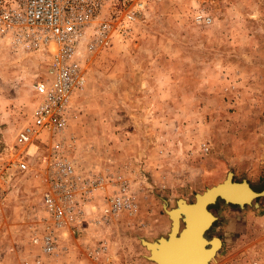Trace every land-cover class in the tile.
<instances>
[{"label": "rangeland", "instance_id": "374dc122", "mask_svg": "<svg viewBox=\"0 0 264 264\" xmlns=\"http://www.w3.org/2000/svg\"><path fill=\"white\" fill-rule=\"evenodd\" d=\"M142 2L127 37L81 59L86 86L73 97L67 131L70 157L95 198L82 206L83 231L62 234L55 257L31 244L51 224L40 161L30 159L32 172L12 167L50 52L0 26L1 264L10 256L19 264L26 252L42 264L90 261L82 247L102 243L109 249L95 264H155L142 239L168 235L166 210L178 199L194 202L229 172L264 190V0ZM114 11L105 7L101 20ZM125 180L137 213L99 225L104 197ZM210 210L217 221L206 237L223 241L210 264H264V197L244 207L220 199Z\"/></svg>", "mask_w": 264, "mask_h": 264}, {"label": "built area", "instance_id": "2783aa9c", "mask_svg": "<svg viewBox=\"0 0 264 264\" xmlns=\"http://www.w3.org/2000/svg\"><path fill=\"white\" fill-rule=\"evenodd\" d=\"M108 5L115 11L110 18L101 20ZM0 7L1 27L17 30L21 37L50 52L46 77L34 87L37 106L31 119L17 133L16 147L21 154L12 167L15 172H32L30 159L40 161L46 185L43 206L51 224L31 244L38 246L46 257H55L60 252L62 234L77 235L83 231L87 213L82 206L95 198L94 189L90 188L93 181L79 175L70 157L73 137L67 131L73 97L86 86V69L81 59L109 48L116 37H127L131 24L143 12L144 3L142 0H0ZM118 185L115 194L103 199L99 225L108 224L122 213L133 215L138 211L129 183L125 180ZM85 248L89 250L88 260L93 262L97 255L109 249L105 243ZM66 249L63 247L62 251ZM33 262L31 258L23 263ZM34 263L43 261L38 256Z\"/></svg>", "mask_w": 264, "mask_h": 264}, {"label": "bare ground", "instance_id": "6f19581e", "mask_svg": "<svg viewBox=\"0 0 264 264\" xmlns=\"http://www.w3.org/2000/svg\"><path fill=\"white\" fill-rule=\"evenodd\" d=\"M234 193L238 195L236 196L238 199H244L245 201L252 199V194L246 185H227L225 187L226 196L228 194L233 195ZM252 201H250V203H252ZM201 202L197 208H194L192 213V222L194 223V227L188 230L182 238H178L179 234L182 232L180 221L179 230L175 231V234L170 242L164 241L159 243L158 240L162 236L154 241L144 240V245L149 251V255L147 256L148 259L151 257V260H158L162 264H210L211 262L217 260L216 256L218 254V250L222 246V243L213 238L208 239L206 235L204 237L207 238L208 241L204 240L203 234L207 233V231L206 233L204 232L206 227L211 223L212 219L206 212H204V200ZM187 203H189L187 200L186 202H180L181 211L179 213V217L182 216L183 212L191 215V213L188 212ZM213 215L215 214L213 213ZM170 220L172 224V219ZM163 237L167 238V236ZM146 244L149 245V247H147ZM152 250L154 252L153 259ZM154 262L156 264V261Z\"/></svg>", "mask_w": 264, "mask_h": 264}, {"label": "water", "instance_id": "95a60500", "mask_svg": "<svg viewBox=\"0 0 264 264\" xmlns=\"http://www.w3.org/2000/svg\"><path fill=\"white\" fill-rule=\"evenodd\" d=\"M234 181V173L233 172H229L226 179L221 182L218 183L214 186H212L211 188H208L206 191H204L203 193H198L195 196V201L194 202H189L187 203V207H188V212L191 213V215L186 214V212H183L182 216L179 217V213H180V202H186L185 199H178L177 200V204L176 207L172 208L171 210H166L167 214L169 215L170 219H172V224H171V229L170 232L167 235V238H164L163 236L158 240L159 243H162L164 241H168L170 242L173 238V235L175 234V231L179 230V225H180V221H181V228H182V232L179 234L178 238H182L184 236V234L190 230L191 228L194 227V223L192 222L193 216V210L194 208H197L199 203L204 200V212L207 213V215L212 219L211 223L206 227V230L204 233H207L211 230V228L213 227L214 223L217 221V217L215 215H213L212 211L210 210L211 205L216 204L218 202V200H223L228 204L231 205H237L239 207H244L247 204H251L250 201H254L255 199L263 196L264 197V190L261 193L256 192L255 190L252 189V187L250 186V184L247 181H243L241 183L238 182H233ZM246 185L247 188L249 189V191L252 194V199L245 201L244 199H238L236 196H238L237 194H228L226 196L225 194V187L227 185ZM209 197V198H208ZM208 198V199H206ZM233 198V199H231ZM209 201V202H208ZM202 203V202H201ZM206 203V204H205ZM180 218V220H179ZM203 234V237L206 235ZM213 239L219 240L222 243L223 246V242L222 239L219 237H214ZM144 240L142 239V243L144 244ZM204 240H207V238L204 237ZM208 241V240H207ZM149 243V242H148ZM147 247H149V245L146 244ZM221 246V248H222ZM220 248V250H221ZM219 250V251H220ZM153 255L154 252L152 250V259H153ZM151 260V257L149 258ZM156 261V264H162L160 261L158 260H153Z\"/></svg>", "mask_w": 264, "mask_h": 264}, {"label": "crops", "instance_id": "0c3cea01", "mask_svg": "<svg viewBox=\"0 0 264 264\" xmlns=\"http://www.w3.org/2000/svg\"><path fill=\"white\" fill-rule=\"evenodd\" d=\"M223 242V241H222ZM84 246V245H83ZM82 247V246H81ZM82 248H85V246L84 247H82ZM28 254H29V252H28ZM28 254H27V252L26 253H24V257H22V259H21V262L19 263V264H24L23 262L25 261V260H29L30 258L28 257ZM4 256V255H3ZM10 260H11V262L12 263H9V264H17L16 263V260H13V258L10 256ZM83 259H85V258H78V259H76V258H74L73 260H72V262H68L67 264H95V262L93 263V261H87V260H83ZM59 262L61 263V264H65L63 261H61L60 259H59ZM217 262V261H216ZM2 263V259H0V264ZM256 264H258L257 262H255Z\"/></svg>", "mask_w": 264, "mask_h": 264}]
</instances>
